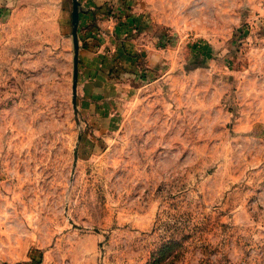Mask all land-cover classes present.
<instances>
[{
	"label": "rangeland",
	"instance_id": "rangeland-1",
	"mask_svg": "<svg viewBox=\"0 0 264 264\" xmlns=\"http://www.w3.org/2000/svg\"><path fill=\"white\" fill-rule=\"evenodd\" d=\"M21 1L8 25L0 0V264H264V25L143 0L152 54L78 0L75 78L72 1Z\"/></svg>",
	"mask_w": 264,
	"mask_h": 264
},
{
	"label": "crops",
	"instance_id": "crops-1",
	"mask_svg": "<svg viewBox=\"0 0 264 264\" xmlns=\"http://www.w3.org/2000/svg\"><path fill=\"white\" fill-rule=\"evenodd\" d=\"M14 1V9L12 10V16L10 12L8 13L10 18V21L8 22V25L15 21H19L22 23L24 21L23 15L20 16L21 12L20 10H27L26 5L23 4L21 0H12ZM154 4L161 3V0H151ZM16 2V3H15ZM18 2V4H17ZM89 2L92 4L93 9H98L100 11H104L106 8H118L121 7L126 12L127 18L124 17V20L121 22L122 25V31H126L125 34L128 36V44H132L130 42L136 43V49L137 51H147L156 53V45L158 43V39H160V35L158 34V31L156 30L155 26L160 25V20L152 18L149 16V13L146 11V9L143 7V0H89ZM218 9L221 11L236 10L239 12V16L237 20H232L234 23L236 22V25L238 24V27L241 24H255V25H264V16L257 15L256 12L259 11L261 14H264V0H239V2L233 1L232 8L227 6L225 4V0H218L217 3ZM231 8V9H230ZM243 10L245 13H243ZM247 10L254 11L253 14H246ZM242 11V13H241ZM8 12V11H7ZM20 12V14H19ZM5 13V12H4ZM25 13V11H24ZM262 16V17H260ZM14 17V18H13ZM13 19V20H12ZM219 20H224L223 18H218ZM8 21V20H7ZM7 21L5 19L0 20V29L3 30L2 26H4ZM226 24L229 22L225 21ZM238 22V23H237ZM13 27V24H12ZM236 27V28H238ZM235 28V29H236ZM234 29V31H235ZM7 35V34H6ZM135 37V38H133ZM244 39H248L246 36ZM264 40V37L261 35L259 36V41ZM5 39H2L0 42V46L4 43ZM242 41V40H241ZM5 48V47H4ZM4 49L0 48V55ZM262 52V55L264 56V49L260 50ZM130 48L127 49V55L129 54ZM23 54V52H22ZM26 56V55H25ZM8 152V151H6Z\"/></svg>",
	"mask_w": 264,
	"mask_h": 264
},
{
	"label": "water",
	"instance_id": "water-1",
	"mask_svg": "<svg viewBox=\"0 0 264 264\" xmlns=\"http://www.w3.org/2000/svg\"><path fill=\"white\" fill-rule=\"evenodd\" d=\"M72 1V37L74 41V69H75V78L77 73V61H78V41H77V26H78V10H79V2L78 0H71ZM75 90V84H74Z\"/></svg>",
	"mask_w": 264,
	"mask_h": 264
}]
</instances>
